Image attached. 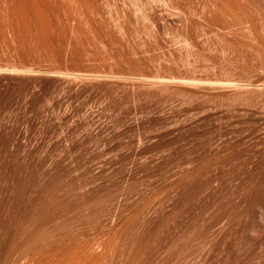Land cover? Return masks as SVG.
I'll list each match as a JSON object with an SVG mask.
<instances>
[{"label":"rangeland","instance_id":"1","mask_svg":"<svg viewBox=\"0 0 264 264\" xmlns=\"http://www.w3.org/2000/svg\"><path fill=\"white\" fill-rule=\"evenodd\" d=\"M8 3L0 126L32 181L112 191L127 264H264V0H53L49 37Z\"/></svg>","mask_w":264,"mask_h":264},{"label":"bare ground","instance_id":"2","mask_svg":"<svg viewBox=\"0 0 264 264\" xmlns=\"http://www.w3.org/2000/svg\"><path fill=\"white\" fill-rule=\"evenodd\" d=\"M5 1L28 10L33 18L32 24L41 33L48 31L49 37L54 18H48L47 14L53 11V0ZM24 23L22 27L26 28L28 22ZM45 38L46 42L49 41ZM12 129L9 131L0 126V264H127L128 258H133L130 253L138 249L135 248L138 242H132L134 247L126 245L125 211L115 208L113 217L100 221L103 207L115 196L114 193L100 192L85 202L77 203L62 187L60 174L39 187L30 178L32 152L29 143L23 141L27 136ZM5 134L11 135V139L8 136L7 140ZM14 138L25 139H20L23 142L19 141L21 143L16 146ZM15 153L20 160V164L15 163L19 164L17 167L13 159ZM58 165L57 162L55 165L54 162L47 164L45 160L39 163L43 173L52 172ZM100 223L103 231L91 236L88 233L90 227ZM127 248L130 250L128 255Z\"/></svg>","mask_w":264,"mask_h":264}]
</instances>
